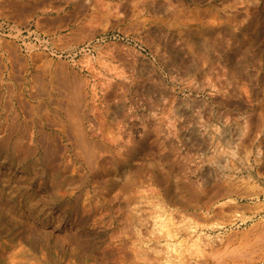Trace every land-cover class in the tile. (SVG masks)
I'll list each match as a JSON object with an SVG mask.
<instances>
[{
    "label": "rangeland",
    "instance_id": "1",
    "mask_svg": "<svg viewBox=\"0 0 264 264\" xmlns=\"http://www.w3.org/2000/svg\"><path fill=\"white\" fill-rule=\"evenodd\" d=\"M0 169V264H264V0H0Z\"/></svg>",
    "mask_w": 264,
    "mask_h": 264
},
{
    "label": "bare ground",
    "instance_id": "2",
    "mask_svg": "<svg viewBox=\"0 0 264 264\" xmlns=\"http://www.w3.org/2000/svg\"><path fill=\"white\" fill-rule=\"evenodd\" d=\"M63 89H64V88H63ZM12 122H13V121H12ZM10 124H11V123H10ZM4 125H5V124H4ZM15 126H16V125H15ZM15 129H16V128H15ZM8 130H9V129H8ZM11 130H12V129H11ZM66 131H67V130H66ZM12 132H13V131H12ZM19 132H20V130H19ZM68 133H69V132H68ZM49 135H50V134H49ZM56 135H57V134H56ZM69 135H70V133H69ZM84 135H85V134H84ZM42 136H43V135H42ZM66 137H67V136H66ZM4 138H5V137H4ZM4 138H3V139H4ZM10 138H11V137H10ZM38 138H39V137H38ZM47 138H48V136H47ZM55 138H56V137H55ZM68 138H69V137H68ZM79 138H80V137H79ZM3 139H2V140H3ZM6 139H7V142L10 141V140H9V137H6ZM6 139H5V140H6ZM22 139H23V138H22ZM53 139H54V138H53ZM70 139H71V138H70ZM77 139H78V137H77ZM81 139H82V138H81ZM83 139H84V138H83ZM2 140H1V141H2ZM37 140H38V139H37ZM54 141H55V140H54ZM79 141H80V140H79ZM79 141H77L78 144H79ZM94 141H95V140H94ZM38 142H39V141H38ZM46 142H47V141H46ZM55 142H56V141H55ZM72 142H73V141H72ZM77 142H75V143L77 144ZM83 142H84V143H83ZM83 142H82V144H83V145L85 144V147H86V148L89 147V144H88V142H87L86 140L83 141ZM14 143H17V141H16V142L14 141ZM47 143H48V142H47ZM11 144H12V142H11ZM51 144H52V143H51ZM76 144H74V145H76ZM80 144H81V143H80ZM96 144H97V143H95L94 146H95ZM4 145H7V143L5 142ZM17 145L19 146V144H17ZM98 145H99V144H98ZM9 146H11V145H9ZM14 146H15V145H14ZM18 146H17V147H18ZM43 146H44V145H43ZM55 146H56V145H55ZM60 146H61V145H60ZM2 147H4V146H2ZM24 147H26V146H24ZM49 147H50V146H49ZM80 147H82V146H80ZM91 147H93V146H91ZM10 148H11V147H10ZM18 148H19V147H18ZM18 148H15L14 150H16V149L19 150ZM26 148H27V147H26ZM56 148H57V147H56ZM58 148H59V146H58ZM76 148H77V147H76ZM77 149H78V148H77ZM95 149H96V148H95ZM95 149H94V150H95ZM3 150H4V149H3ZM5 150H6V148H5ZM7 150H8V147H7ZM30 150H31V149H30ZM88 150H89V148H88ZM88 150H87V154H88ZM33 151H34V150H33ZM52 151H53V149H52ZM83 151H84V150H83ZM9 152H10V151H9ZM13 152H14V151H13ZM20 152H21V151H20ZM26 152H28V151L26 150ZM89 152H90V151H89ZM93 152H94V151H93ZM16 153H17V152H16ZM57 153H58V150H57ZM82 153H83V152H82ZM84 153H86V152H84ZM91 153H92V151H91ZM12 154H13V153H12ZM12 154H11V155H12ZM26 154H27V153H26ZM87 154H86V155H87ZM11 155H10V157H8V156H7V157H4V161L1 162V164H3V163H5V160H6V162L9 164L8 170H10V169H14V171H15V170H18V168H25V169L30 170V171L32 170L33 173H34L35 175H36V170L39 171V170L42 169V172H43V173H45V172L48 171V170H49V172L51 171V170H50L51 167H49V166H50V164H52L53 162H52L51 160L49 161V160H48L49 158H48V159H45V158H47V157L45 156L46 154L44 155L45 158L42 157L43 159H45V160L47 161V163L44 161V162L46 163V165H45L46 167L44 166V167H42V168H41V167H38V168H37V166H38L37 162L34 163V164H32L31 166H27V165L23 162V160H22L23 158H22V159H21V158L19 159V157H17V156H18L17 154H16L17 156H14L15 153H14L13 156H11ZM24 156H25V155H24ZM27 156H28V155H27ZM27 156H26V157H27ZM87 156H88V155H87ZM89 156H90V155H89ZM92 156H94L93 153H92ZM20 157H21V156H20ZM22 157H23V155H22ZM90 157H91V156H90ZM42 158H41V159H42ZM89 159L91 160V158H89ZM94 159H95V158H93V160H94ZM33 160H34V159H33ZM38 161H39V160H38ZM40 162H41V161H40ZM85 162H86V160H85ZM91 163H92V162H91ZM40 164H41V163H40ZM52 165L54 166V164H52ZM89 165H90V164H89ZM42 166H43V165H42ZM55 166H56V165H55ZM90 166H91V165H90ZM48 167H49L50 169H48ZM56 168H57V167H56ZM59 168H60V167H59ZM101 168H102V167H101ZM96 169H97V168H96ZM0 170H1V169H0ZM53 170H54V169H53ZM58 170H59V169H58ZM56 171H57V169H56ZM42 172H41V173H42ZM61 172H62V171H61ZM127 172H128V171H127ZM127 172H126V173H127ZM31 173H32V172H31ZM50 173H52V172H50ZM54 173H55V172H54ZM93 173H94V172H93ZM58 174H59V173H58ZM61 174H62V173H61ZM61 174H60V176H61ZM32 175H33V174H32ZM41 175H42V174H41ZM43 175H44V174H43ZM41 177H43V176H41ZM124 177H125V176H124ZM60 178H61V177H60ZM31 179H32V178H31ZM48 180H49V179H48ZM52 180H53V179H52ZM62 180H63V179H62ZM66 180H67V179H66ZM126 180H127V179H126ZM65 185H66V184H65ZM40 186H41V185H40ZM58 188H59V187H58ZM41 189H42V188H41ZM53 194H54V193H53ZM41 201H42V199H41L40 196H39L38 201H37L35 204H32V203H31V205H30V203L27 201V198H20V201L16 202L17 204L15 203L14 207H15V208H18L19 211H22L23 206L25 205L26 202H28L29 205L32 207V208H30V209H31V210H34V208H35V207H36ZM0 217H1V216H0ZM0 231H1V232H7V231H9V230H7L6 227L4 226V224L0 222Z\"/></svg>",
    "mask_w": 264,
    "mask_h": 264
}]
</instances>
